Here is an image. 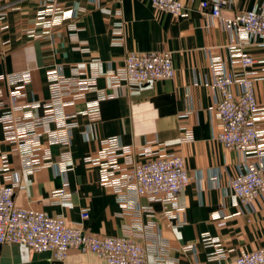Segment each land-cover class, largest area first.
I'll return each instance as SVG.
<instances>
[{
	"label": "crops",
	"instance_id": "1",
	"mask_svg": "<svg viewBox=\"0 0 264 264\" xmlns=\"http://www.w3.org/2000/svg\"><path fill=\"white\" fill-rule=\"evenodd\" d=\"M180 1L185 6L183 16L159 11L149 0H0L4 14L0 74L30 71L25 95L17 100L22 109L16 115L24 109L35 117L44 114L42 104L49 97L46 70L53 65L67 76L72 64L86 74L97 70L96 87L107 94L100 102L98 121L90 122L84 114V99L67 108L77 112L78 124L70 131L68 146L50 143L48 134L56 129L55 123L37 129L36 138L49 150V164L31 171L24 169L19 152L3 139L0 124V185L10 183L16 174V205L62 216L71 226L81 223L90 234L133 236L147 248L149 264H217L210 258L213 248L201 241L204 233L219 236L229 260L241 250L264 246V199L242 205L234 204L229 195L237 165L254 157L214 140L219 122L209 113L214 104L210 59L220 57L230 70H239L229 61L232 34L224 20L247 10L264 11V0H219L220 18H213L210 9L202 10L201 0ZM48 20L59 23L49 27L44 24ZM118 22L123 24L122 44L113 41ZM159 50L172 52L171 79L136 88L111 85L108 72L122 65L127 51ZM244 52L255 60L254 92L264 106V39H255ZM9 91L0 80V115L12 106ZM94 96L90 92L85 99ZM182 127L191 130L190 140H182ZM110 136L134 149L149 144L153 151L183 157L191 178L175 205L144 196L122 202L113 189L99 183L98 168L85 157L94 155L100 140ZM65 150L71 158L62 174L57 164ZM2 155L7 158L6 169ZM62 187L68 197L56 202L51 192ZM83 210L88 213L84 220ZM50 257L49 252H34L22 244L0 246V264H107L92 252L76 249L60 262Z\"/></svg>",
	"mask_w": 264,
	"mask_h": 264
},
{
	"label": "built area",
	"instance_id": "2",
	"mask_svg": "<svg viewBox=\"0 0 264 264\" xmlns=\"http://www.w3.org/2000/svg\"><path fill=\"white\" fill-rule=\"evenodd\" d=\"M149 3L172 16L185 14V6L180 0H149ZM199 6L202 10L210 9L213 18H220L219 0H201ZM3 16L0 13V19ZM44 22L49 27L59 23L56 20ZM224 23L232 34L228 48L229 61L238 65L239 70H230L220 57L210 59V87L214 93V104L209 108V113L219 122V129L212 138L229 150L254 157L252 161L237 165L229 183L232 202L249 205L256 198L264 199V106L258 103L254 92L256 76L252 67L255 60L244 52V48L255 39H264V11L252 9L236 13ZM113 35V41L122 44V22L114 25ZM174 74L172 52L169 50L127 51L122 65L108 72L112 86L126 85L129 88L150 81L171 79ZM99 75L97 70L86 74L72 64L67 76L56 65L49 66L46 70L49 97L42 104L44 114L35 117L29 109H24L21 115L15 114L22 109L17 100L25 95L30 71L0 74V80L10 87L12 100L11 108L0 115L3 139L19 152L26 171L49 164V150L36 138L37 129L42 124H56V129L48 134L50 143L68 146L70 131L78 126L77 112L68 111V107L84 99V114L88 120L95 122L100 119V102L107 94L96 87ZM90 92L95 93L94 98L85 99ZM2 107L0 94V110ZM182 131V140L192 138L190 129L182 127ZM136 155L144 159L137 160ZM70 156V152L65 150L57 164L62 174L68 170L66 164ZM2 161L6 169L5 155H2ZM85 161L98 168L99 183L113 189L122 202L144 196L149 200L175 205L178 194L191 178L181 155L153 151L149 144L134 149L122 144L118 136L101 139L97 152L85 157ZM10 179V183L0 185V246L22 244L34 252H49L50 259L58 262L66 257L70 249H76L92 252L107 264H149L147 248L131 235L90 234L84 231L81 223L71 226L62 216H50L32 207L16 205L14 193L18 176L12 175ZM67 197L68 192L63 187L51 192V198L56 202ZM87 216V211L83 210L81 219ZM201 241L204 246L213 248L210 258L217 260V264H264V246L251 251L241 250L229 260L219 236L204 233Z\"/></svg>",
	"mask_w": 264,
	"mask_h": 264
}]
</instances>
